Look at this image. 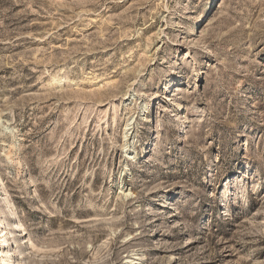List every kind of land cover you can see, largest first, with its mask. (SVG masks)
<instances>
[{"label":"rangeland","instance_id":"obj_1","mask_svg":"<svg viewBox=\"0 0 264 264\" xmlns=\"http://www.w3.org/2000/svg\"><path fill=\"white\" fill-rule=\"evenodd\" d=\"M0 217L19 264H264V0H0Z\"/></svg>","mask_w":264,"mask_h":264},{"label":"bare ground","instance_id":"obj_2","mask_svg":"<svg viewBox=\"0 0 264 264\" xmlns=\"http://www.w3.org/2000/svg\"><path fill=\"white\" fill-rule=\"evenodd\" d=\"M175 81H176L175 79L171 80L172 86L175 85V83H174ZM180 109H181V105L178 102H175L174 103V112H178ZM128 159H130V158H128ZM129 193L130 192H127L126 195H129ZM224 196H225V190L223 189V191L220 194L221 202L224 201V199H223ZM6 208H8L10 210V206L8 204H6ZM11 214H12V212H11ZM9 235H10V231H8V229L5 227V223H4L3 219L0 217V248H1L0 264H19L18 257H14L16 259L13 262H12V259H10V257H13L10 255H13L12 252H13L14 247L12 245V242H11ZM6 247L7 248L10 247L11 249L9 251H6ZM8 256H9V258H7V260L5 261L3 259V257H8ZM134 261L135 260L132 259L130 263L131 264H141V263L134 262Z\"/></svg>","mask_w":264,"mask_h":264}]
</instances>
